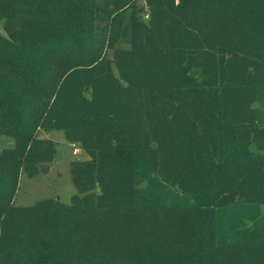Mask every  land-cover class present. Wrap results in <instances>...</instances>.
<instances>
[{
  "label": "trees",
  "instance_id": "16d2710c",
  "mask_svg": "<svg viewBox=\"0 0 264 264\" xmlns=\"http://www.w3.org/2000/svg\"><path fill=\"white\" fill-rule=\"evenodd\" d=\"M123 1L0 0V264H264V241L219 232L264 204V0ZM43 130L88 154L79 193L18 206L55 157Z\"/></svg>",
  "mask_w": 264,
  "mask_h": 264
},
{
  "label": "rangeland",
  "instance_id": "374dc122",
  "mask_svg": "<svg viewBox=\"0 0 264 264\" xmlns=\"http://www.w3.org/2000/svg\"><path fill=\"white\" fill-rule=\"evenodd\" d=\"M123 4L119 9L120 18H122V15L124 16L125 12L131 10L134 4L144 6L146 10L149 9L147 0H131L125 3L123 1ZM115 9L116 6L113 4L110 10L114 11ZM148 16L149 12H147L145 18L148 19ZM0 33L6 35L3 19H0ZM116 47L128 46L116 44ZM106 55L107 58L113 60L115 55L114 48L107 49ZM112 64L116 77H120L116 66L114 63ZM122 82L124 83V81ZM41 136L55 142V157L52 161L46 163L50 165V170L47 173L41 170L32 175L22 172L15 199V203L18 206H32L38 201L47 198L59 199L63 203H70L72 196L79 193L73 181L71 166L72 162L78 158H88V154L78 143L69 141L63 131L43 130ZM13 145L14 139L12 137H1L0 151L4 147ZM138 187L140 188L141 199L147 204L155 205L174 201V195H167L157 185L148 186L147 182H144ZM95 191L96 193L101 192L99 182L95 185ZM231 204L225 208L219 221V232L222 239L231 242L264 241V204H259L255 200H246L238 206H236V203Z\"/></svg>",
  "mask_w": 264,
  "mask_h": 264
},
{
  "label": "water",
  "instance_id": "95a60500",
  "mask_svg": "<svg viewBox=\"0 0 264 264\" xmlns=\"http://www.w3.org/2000/svg\"><path fill=\"white\" fill-rule=\"evenodd\" d=\"M39 169L43 171L44 173H47L50 170V165L46 163H40L39 164Z\"/></svg>",
  "mask_w": 264,
  "mask_h": 264
}]
</instances>
